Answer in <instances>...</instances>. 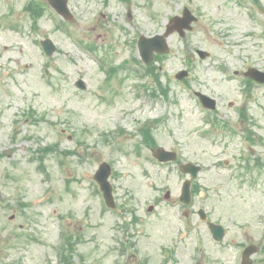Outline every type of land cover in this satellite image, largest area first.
<instances>
[{
  "label": "rangeland",
  "instance_id": "obj_1",
  "mask_svg": "<svg viewBox=\"0 0 264 264\" xmlns=\"http://www.w3.org/2000/svg\"><path fill=\"white\" fill-rule=\"evenodd\" d=\"M27 1L0 0V263L58 264L56 250L70 234L75 264H196V257L207 258L202 264H239L251 244L259 249L252 264H264V170L240 179L238 154L251 159L244 140H227L219 127L204 136L212 128L204 122L209 115L193 96L199 90L214 97L217 118L236 117L245 102L262 137L253 149L264 156V86L252 84L248 98L242 75L248 67L264 71V0L262 10L252 0H68L71 23L46 10L38 28L23 11ZM185 6L198 20L183 38L171 36L169 54L157 63L168 98L145 94L139 86L148 78L120 74L103 86L106 73L83 39L100 59L107 55L109 65H118L137 54L129 41L161 32ZM44 37L59 49L49 59L39 46ZM196 49L209 57L198 59ZM181 69L190 70L187 84L174 78ZM154 120L156 146L204 167L198 185L205 196L196 197L193 209L203 207L224 225L221 242L172 204L184 177L143 144L139 129ZM118 129L123 133L116 136ZM45 146L53 149L42 170L35 153ZM101 162L112 168L114 209L93 179ZM127 240L135 247L118 252ZM168 248L173 259L164 262Z\"/></svg>",
  "mask_w": 264,
  "mask_h": 264
},
{
  "label": "water",
  "instance_id": "obj_2",
  "mask_svg": "<svg viewBox=\"0 0 264 264\" xmlns=\"http://www.w3.org/2000/svg\"><path fill=\"white\" fill-rule=\"evenodd\" d=\"M65 1L54 4L53 6L63 15L67 14V11L65 9ZM195 18L187 11L185 10L183 13V17H175L171 20L172 25L167 26V29L163 35H156L152 38H144L141 37L140 42H139V48H140V53L143 57V59L147 62V57L150 58L152 50H156L157 52H166V43H165V38L172 32L173 29L178 30L180 35H183L184 29L190 30L191 26L190 23L194 21ZM45 51L47 54H51L52 50L51 48L53 47L50 41H44L42 42ZM50 48H46V47ZM197 53L200 55L201 58H204L207 53L203 51H197ZM248 75L252 78H254L258 82H263L264 83V73L258 72L256 70H250L248 72ZM182 75H178V77H181ZM82 85V84H81ZM200 97L203 100H208V98H204L202 95ZM212 101V100H211ZM213 102V101H212ZM155 157L159 161H171L174 159V155L171 152L164 151L162 149H158L157 152L155 153ZM187 168V167H186ZM196 170V169H195ZM110 173V167L106 163H102L98 169V171L95 174V180L99 183L100 189L103 192V196L105 198V201L108 206H112V198L110 196V186L107 181L108 175ZM183 196H188V183L184 184L183 187ZM212 231L214 232V236L216 239L220 240L222 238V231L220 227H216L215 229L212 228ZM255 251L254 248L249 247L244 251V261L242 264H250V261L247 259L248 255L253 253Z\"/></svg>",
  "mask_w": 264,
  "mask_h": 264
},
{
  "label": "flooded vegetation",
  "instance_id": "obj_3",
  "mask_svg": "<svg viewBox=\"0 0 264 264\" xmlns=\"http://www.w3.org/2000/svg\"><path fill=\"white\" fill-rule=\"evenodd\" d=\"M230 104L231 103H229L228 106H231V107L234 106ZM243 106L240 107L238 111V116L224 118L220 122V126H221L223 134L226 135L227 140L229 138H232L234 135L243 136L246 150L251 154V156L257 159L258 156L255 154V152L252 149V146H254V144L251 145L249 142L251 141L255 144L259 143L258 142L259 130L257 128L258 120L256 118L251 117L248 112L247 113L244 112L246 116H243L242 109L247 110L246 103H244ZM206 120H207V125L212 127L210 131L214 132V130L218 127L217 122H216L217 120L213 118H208ZM262 161H263L262 169H264V159H262ZM223 164L225 166H229L230 163L227 161H224ZM235 167H238V166L235 165ZM239 170H243V168L241 169L239 168ZM240 179H243V175L240 176ZM195 185H196L195 181L191 183V197H193V199H192V203L190 204L189 208L185 211L186 218L190 217L191 215L193 216L197 215L198 210L200 209L198 208L197 210H194L192 208L196 204V201H195L196 196H199V197L205 196L204 193H201V191L195 192ZM176 201L177 203L179 202V197L176 199Z\"/></svg>",
  "mask_w": 264,
  "mask_h": 264
}]
</instances>
